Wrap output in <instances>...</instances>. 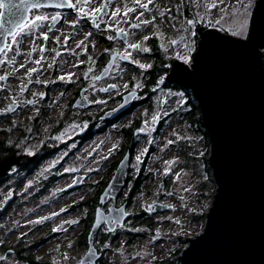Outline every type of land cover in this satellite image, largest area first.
Listing matches in <instances>:
<instances>
[{"label":"rangeland","instance_id":"374dc122","mask_svg":"<svg viewBox=\"0 0 264 264\" xmlns=\"http://www.w3.org/2000/svg\"><path fill=\"white\" fill-rule=\"evenodd\" d=\"M147 2L148 0H141V3ZM214 2L217 3V7L210 8L209 5ZM158 3H161V5L159 6ZM249 3L251 6L248 9L246 38L249 35L257 0H223L222 3L219 0H152L147 9L141 8L135 3V0H121L120 4H116L113 7L108 23L114 29L117 26H121L120 24H124L128 18H132L131 25L139 23V28L133 25L134 31L131 44H140L141 49H136L137 56L135 61L138 63H135L134 67H129L119 62L112 79L121 88H127L129 85H133L138 89L142 88L146 71L158 64L157 57L154 55L156 46H158L157 50L160 56L163 57V61L159 62L162 68L166 65L171 66L172 61L170 60L174 59L190 64L198 47L200 34L198 36L197 30L200 27H216L236 37L244 38L234 33L239 32V25L245 20L244 6ZM131 8H135V11H128L127 15H124L125 11ZM116 9H120V12L118 15L113 16L112 13ZM156 16H158L159 21H156L157 18L154 19ZM196 17L200 19L197 20L194 26L196 35L192 37L190 33L193 29L187 21ZM145 20L151 21V23L143 24L142 22ZM114 22L115 24H113ZM181 35L186 36L185 41L173 44L172 41H176ZM85 36L86 30L82 28L77 32L76 40L79 42L83 41ZM109 36L115 37L112 29L109 32ZM144 37L149 38L145 40ZM150 38H153V40ZM89 44L94 46L98 44L96 33L89 38ZM82 45L83 47L76 50L75 54H82L84 43ZM104 53L101 51L93 55L91 67L102 59ZM186 58L188 62H186ZM140 65H151V67L142 68ZM165 82H168L166 73L158 79L157 84L152 88L153 91L149 100L142 101L147 96L145 92L139 95V104L134 107V110L124 120L95 135L93 146H91L93 156L91 166L93 165L94 174L90 183L83 189L74 192L69 198L64 196L54 198L47 211L58 210L60 207H70L75 204V201L84 198L88 194L87 189H89V198L96 196L100 186L99 182L104 180L112 171L109 160L118 156L117 152L123 141L120 128L123 126L127 128L132 121L140 120L139 129L143 128L145 131H139L137 134L138 146L131 161V169L136 175L146 156H148L149 149L154 146L156 151L151 153L147 163L148 170L154 172L158 169L160 177L168 179L169 186L160 187L161 178L154 180L153 177H149L143 186V191L135 196L134 206L131 210V212H137L139 209L147 210L149 217L138 224H135V220L131 219L129 223L119 229V232L112 233L109 239H106L103 243H101V236L99 235L97 237V245L101 251H104V257L101 259L100 264H172L174 261L176 263L177 255L185 244V238L198 232L203 224V217L204 215L206 217V212L211 204L212 196L210 195L215 190L216 184L214 180L212 181V173L208 164L210 144L208 135L205 132L206 128L198 121L193 123L187 120L186 123L183 115L181 117L182 111L189 110L186 105V92L179 88L168 87ZM111 100V94L102 97L101 101L95 99L98 104L92 107V112L96 114L104 105L110 104ZM9 103L10 93L4 84L0 83V137L7 134L9 139L7 144L19 147L22 151L29 154L39 152L41 142L35 140L37 135L32 136L36 132L31 133L33 130L30 129V119L26 118L24 112L9 117ZM87 113L89 112H73L74 116L72 114V117H68L67 126L62 129L58 138L48 140L53 141L56 139L58 140L56 144L58 142L61 145L66 144L74 131H78L83 127L84 123L81 117ZM153 117H159V123H156V119L154 120ZM22 122L23 124L19 125ZM162 122L163 124L160 125ZM46 124L47 122L45 121L43 129L40 130L41 133L38 135L40 139L41 136H44L43 139L45 137L46 139L48 138L49 133ZM17 126H23L27 133H31L28 137L29 140L24 137L23 130L16 131ZM7 129L9 133H5ZM194 130L195 132H193ZM169 141H172V143H168ZM68 146L69 148L73 147L72 144H68ZM65 151L66 149H64ZM83 151H85V154H80L82 162L88 166L89 170V144L86 145ZM154 154L156 156L162 154V156L155 159L153 157ZM138 156L140 157L139 160H137ZM61 157H63L62 153L56 154L28 174L29 179L36 183L29 185L30 187L28 184L19 183V178L25 176L27 172L22 171L23 173H21L17 166L11 168L10 177L0 190L2 199L0 200V205L3 198L11 191L18 195L16 208L21 212L26 210L28 205H34L38 200L33 198L26 201L25 197L40 186V181L43 177L54 171L62 174L56 186L63 187V185L67 184L70 179L69 164L78 160V156L66 161L64 167H58L62 163L59 159ZM56 158L59 160L56 161ZM175 162L177 163L174 164ZM204 182L206 185L202 194L201 188ZM50 190L51 188L48 192ZM3 191L6 192L5 195H2ZM125 191L123 194H127ZM163 196L164 199L162 201L171 203V208L165 212L152 213L149 210V207L152 208V202ZM40 207H38V210ZM82 209L83 211L85 210L84 207ZM79 210L73 211L70 215L60 216L55 221L57 225H61V228L64 227L62 228L63 231H66L54 240L60 245L58 246L60 249L58 264H80L81 258L87 251L86 245L77 242L76 236L79 227L69 226L72 221H78L79 223V219L82 216ZM0 230H5V227ZM129 232L137 233L132 240L129 239ZM116 234L118 236L112 238ZM3 254V250L0 249V261Z\"/></svg>","mask_w":264,"mask_h":264},{"label":"flooded vegetation","instance_id":"af4514ba","mask_svg":"<svg viewBox=\"0 0 264 264\" xmlns=\"http://www.w3.org/2000/svg\"><path fill=\"white\" fill-rule=\"evenodd\" d=\"M9 2L17 6L21 4V0H9ZM34 2L39 3L38 0H26V5H30ZM43 2L49 4H41L43 6L39 8L29 7L28 11L23 13L22 23L28 24L31 27V31H29L28 28H25L23 32H20L19 28L14 29V32L19 33V35L16 36V42L13 43V37L9 35L6 43L9 47L0 55V77H5V79L0 80V83H3L7 91L10 93L9 108L11 110L8 115L11 117L24 112L26 118L31 121L30 129L33 130L31 133L36 132L35 134H32V136L37 135L35 136V140L41 142L39 145V152L34 154L28 153L33 156V160L30 163L27 165H13L12 168L14 166H17L18 169L21 167V171L27 172L25 173V176L19 178V183H25L28 184V186H31V184L36 183L29 179L28 174L31 173V169L35 165H38L39 167L45 162V160L60 153H62L63 157L59 158L62 163L58 167H64L65 162L69 159H73L75 156H78V160L70 162V179L67 184L63 185V187L59 185L56 186L62 177L61 173L54 171L43 177L40 181V186L25 197L26 201L33 198L38 200L34 205H28L26 210L21 212L16 208L18 195L14 191H11L3 198L0 205V229L5 227V230H0V249L3 250L4 254L0 264H4L6 261V264H58L60 258L58 257V254L60 253L58 246L60 245L54 240L59 238L58 236L64 234L66 231L62 230L64 227L61 228V225H57L55 222L57 218L63 215H70L73 211L80 209L79 211H81L82 216L79 219V223L77 221L76 223L69 224V226L73 225L72 227H79L76 236L77 242L88 246L87 243H83L85 242L84 235L86 232L87 235L89 233L94 221L96 207L101 205V207L108 212L109 207L115 200L116 206L118 207L126 204V210L129 217L123 224L118 225L114 231H110L107 223H104L100 227L99 232L95 235L96 247L103 253V256L99 259L100 264L101 259L104 257V251H101L97 245V237L99 235L101 236V243H103L106 239H109L112 233L119 232V229L129 223L131 219H134L135 224H138L142 223L145 218L149 217L147 210L139 209L137 212H131L134 206L133 203L135 196L143 191V186L149 177H153L154 180L161 178L159 182L160 187L169 186L168 179L160 177V171L158 169L154 172L148 170L147 163L151 157V153L156 151V147L154 146L149 149L148 156H146L136 175L133 173L131 169V161L133 160L135 150L138 146L137 134L139 133V127L134 128V136L132 139H128L125 135L126 126L120 128V130L122 129L121 134L123 136V141L117 152L118 156L109 160V165L112 168V171L104 180L99 182L100 186L98 187V190L100 187H103L104 189L113 176L119 161L129 151L130 166L128 176L126 177V184L116 199L111 198L104 203H100L99 197L103 189L99 194L97 193L96 196L91 198H89V189H87L86 191H88V194L84 198L75 201V204H72L70 207H60L58 210H51V212L47 211L54 198H57L58 196L69 198L74 192L83 189L90 183L94 174L93 165L91 166L93 158L91 146H93L95 135L101 133L99 130L108 126L112 127L116 123L124 120L140 101L138 100L139 95L145 92L147 96L146 98L144 97L143 101L149 100L152 91L145 90V83L140 89L133 85H129L127 88H121L120 85L115 83L112 79L113 73L119 62H122L123 65L134 67L137 50L129 48L128 45L131 44L132 41V34L134 31L133 25L140 24L133 23L131 25L132 18H128L124 24H120L121 26H117L115 29L112 26L109 27L111 24L108 23V20L111 11L116 4L118 5L121 3V0H107V7L105 8L106 13L102 14L101 12L93 17L83 15L76 9L70 7H57L56 5L61 4L62 0H43ZM104 2L105 0H89L88 4H84L83 0H80L79 3H77V0H72V3L77 4V8H84L85 13L99 7ZM63 4L67 5V0L63 1ZM158 5L160 6L161 3H158ZM2 10L3 8H0V12H2ZM12 11L16 12L17 9L13 8ZM57 12L60 13V16L53 21L51 16L55 15ZM35 16H47L49 18L42 22L36 21V26L32 27L31 21ZM13 19H19V17H13ZM154 19L159 21L158 16ZM97 24H99V28L96 27ZM113 24H115V22ZM82 28H85L86 35L88 33H91V35L84 40L82 54L77 55L75 54L76 50L83 47V45L76 40L77 32ZM117 28L124 30L127 40H123L118 36L119 34L116 31ZM206 28L207 27L202 29ZM111 29L114 31L116 39H108ZM200 29L201 27L197 30L198 36L200 34ZM95 33L97 35L98 44L94 46L93 44H89V38ZM45 35L47 36V39H45ZM150 39L153 40V38ZM185 39V35L179 36L176 39V44L183 43ZM154 40L157 41L156 38H154ZM77 45L80 46L77 47ZM157 47L158 46L154 48V55L157 57V61L161 62L163 57L160 56ZM101 51L105 52L102 59L97 61L96 64L91 67L93 55L96 53L98 54ZM125 52L131 53V56L129 57L132 59L131 61H125L122 59V55H118V53L124 54ZM113 54H116V57L110 72L105 77L97 79L101 71L107 66V63ZM157 55H159L161 59ZM70 59H72L77 65L76 67L78 71L75 77H73L74 75L72 73H62ZM174 60H172V63ZM36 61H40V63H36ZM47 61L50 62L48 72L45 71V64ZM21 65H24V67H21ZM29 69H37V71H33L29 74ZM168 72L169 71L166 72V75ZM60 77H64V79H60ZM169 84H174V82H169ZM113 85H115V87H113ZM22 88L24 89L23 91L21 90ZM107 88H110V90H107ZM134 89L139 91V95L136 97L130 108L123 111L114 119H101L102 114L107 109L117 106L122 101L123 95ZM41 93L43 95H41ZM110 94L112 95L110 104L104 105L102 109L96 112V114L93 113L92 107L98 104L95 99L101 101L102 97ZM83 95L89 100L90 106L81 107L75 105L76 100ZM28 101H34V103L29 104ZM62 111H64V113H62ZM78 111H87L89 113L81 117V120L84 123L83 127L78 131L73 130L74 133L68 138L69 141L66 144L61 145L59 142L56 144L58 141L56 139L53 141L48 140L51 138H58L62 129L67 126V122L69 121L68 117L71 116L73 112ZM72 116H74V114ZM45 121L47 122L46 128L49 135L47 139L46 137L43 139L44 136H41L40 139V136L38 135L41 133L40 130L43 129ZM22 124L23 122L19 123V125ZM162 124L163 122L160 125ZM16 128V131L23 130L24 137L29 140L28 137L31 134L30 132L27 133V131L23 129V126H17ZM95 129H98V131L94 135ZM193 132H195V130ZM6 133H9L8 129ZM2 138L5 139L7 146H12L7 144L9 141L7 134ZM132 143L135 144L133 149H131ZM68 144H72L73 147L71 146L69 148ZM87 144H89V170L88 166L82 162L83 160L80 155L85 154V151L82 152V150ZM64 149H66L65 152ZM14 152L27 153L22 151L19 147H16ZM160 156H162V154L158 156L154 154L153 157L156 159ZM39 159H41L40 162H38ZM59 159L56 158V161ZM176 163L177 162L174 164ZM10 170L5 176L0 177V190L10 177ZM80 176L83 177L81 184L69 189L68 187L71 186V184L76 181L77 177ZM137 178L138 180L140 178L142 181L141 191H139V189L137 191L133 188L134 181ZM50 188L51 190L48 192ZM124 191L127 192V194H123ZM5 193L6 192L3 191L2 195H5ZM163 199L164 196L158 197V200L152 202V213L165 212L171 208V203L163 202ZM0 200H2L1 197ZM6 201H8V203L4 207ZM157 202L168 205V208L166 210H154V203ZM38 207H40L39 210ZM83 207L85 208L84 211L82 209ZM44 217H48V219H42ZM129 234V239L132 240L137 233L129 232ZM139 234L142 235L140 232ZM117 236L118 235L116 234L112 238ZM85 238L87 242V236Z\"/></svg>","mask_w":264,"mask_h":264},{"label":"water","instance_id":"95a60500","mask_svg":"<svg viewBox=\"0 0 264 264\" xmlns=\"http://www.w3.org/2000/svg\"><path fill=\"white\" fill-rule=\"evenodd\" d=\"M4 3L10 2L4 0ZM2 13L0 47L7 43L9 36L6 34L8 8L4 7ZM105 13L104 10L102 14ZM118 36L127 40L125 34ZM263 48L264 0H257L247 38L236 37L216 27L201 28L190 64L175 59L166 75L168 82L176 81L190 88L200 104L210 141L208 162L216 184L204 226L185 238L175 264H264ZM115 57L116 54L111 56L99 78L110 72ZM122 59L132 60L123 56ZM138 95L136 89L126 92L122 101L107 109L101 119H114L130 108ZM75 105L87 107L90 102L83 95ZM159 120L157 117L156 123ZM32 160V155L17 152L1 158L0 177L13 165H27ZM129 166L128 151L102 190L100 203L118 197L126 184ZM82 178L77 177L68 188L80 185ZM167 208L168 205L154 203V210ZM128 217L126 204L118 207L114 200L108 212L98 205L87 235V251L80 264H99L103 253L96 247L95 235L104 223L114 231Z\"/></svg>","mask_w":264,"mask_h":264},{"label":"snow or ice","instance_id":"6c2138e0","mask_svg":"<svg viewBox=\"0 0 264 264\" xmlns=\"http://www.w3.org/2000/svg\"><path fill=\"white\" fill-rule=\"evenodd\" d=\"M80 0H77V3H79ZM219 2H223V0H219ZM83 3L84 4H88L89 3V0H83ZM135 3L137 5H139L141 8H144V9H147L148 8V5L150 3H152V0H148L147 3H141V0H135ZM43 5L39 4V3H32L30 5H26V0H21V4L19 6L15 5V4H5L4 3V0H0V8H4V7H7L8 8V14H9V20H8V29L6 30V34L8 35H11L13 37V43L16 42V36L19 35L18 32H14L13 30L16 29V28H19L20 32H23L25 30V28H28L29 31H31V27L28 25V24H23V13L24 12H27L28 11V8H39V7H42ZM57 7H63L64 4H59V5H56ZM67 6L70 7V8H73V9H76L79 13L83 14V15H86L88 17H93V16H96L97 14L103 12L105 10V8L107 7V0H105L104 3H102L99 7L97 8H94L92 9V11L90 12H87L85 13L84 11V8H77V4H74L72 3V0H67ZM250 3L248 5H245L244 6V16H245V20L239 25V32L238 33H234V34H239L241 36H243L244 38H246V30H247V24H248V21H247V17H248V9L250 8ZM210 8H215L217 7V3H211L209 5ZM13 8H16L17 11L16 12H13L12 9ZM128 11H135V8H131V9H127V11H125L124 15H127V12ZM120 12V9H116L115 12L112 13L113 16H116L118 15ZM4 15V13L0 12V17H2ZM141 15H143V13H141ZM161 15H163V13H161ZM60 16V13L57 12L55 15H52L51 16V19L53 21H55L58 17ZM13 17H19V19H13ZM49 17L47 16H35V18L31 21V26L34 27L36 26V21H44V20H47ZM200 19L199 17H196L195 19H192V20H188L187 23L192 27V31H191V36L192 37H195L196 33H195V30H194V26L197 22V20ZM143 24H150L151 21H148V20H145L142 22ZM0 27H2V25H0ZM97 28H99V24L96 25ZM109 27H111V25H109ZM135 27H140V25H136ZM117 33L120 34V35H124V30L123 29H120V28H117L116 29ZM91 33H88L86 36H85V39L88 38V36H90ZM149 37H144L145 40H147ZM45 39H47V36L45 35ZM108 39L112 40V39H115V37L113 36H108ZM84 41H80V44H83ZM173 44L176 43V41H172ZM194 43V41H193ZM80 45H77V47H79ZM9 47L8 44H4L2 47H0V52H4L5 49H7ZM129 48H132V49H141V45L140 44H129L128 45ZM107 51V50H106ZM118 55H122L123 58H129L131 56V53L130 52H125L124 54H119ZM186 62H188L187 58H186ZM36 63H40V61H36ZM134 63H138L136 61H134ZM21 67H24V65H21ZM140 67L144 68V67H151V65H140ZM29 74L33 71H37V69H29ZM5 79V77H0V80H3ZM60 79H64V77H60ZM97 79H99V77H97ZM31 82V81H30ZM113 87H115V85H113ZM22 91L24 90L23 88L21 89ZM106 90V89H105ZM41 95H43L41 93ZM29 104H32L34 103V101H28ZM11 110V109H10ZM153 119L155 120L156 117H153ZM140 132H144L145 129L141 128L139 129ZM168 143H172V141H169ZM140 157L138 156L137 157V160H139ZM177 178H179V176H177ZM149 210L151 211V207H149ZM63 211V210H62ZM55 215V214H54ZM42 219H48V217H44ZM72 223H76V221H72ZM92 255H94V253H92Z\"/></svg>","mask_w":264,"mask_h":264},{"label":"trees","instance_id":"16d2710c","mask_svg":"<svg viewBox=\"0 0 264 264\" xmlns=\"http://www.w3.org/2000/svg\"><path fill=\"white\" fill-rule=\"evenodd\" d=\"M158 57H159V55H157ZM160 58V57H159ZM161 59V58H160ZM162 61H163V59H162ZM166 61V60H165ZM170 61H172V60H170ZM162 65H160V63L158 62V64L156 65V66H154L153 68H151V69H148L147 71H146V77H145V85H144V87H145V90H148V91H153L152 90V88L157 84V82H158V79L160 78V77H162L167 71H169V68H170V66H168V65H166L165 67H163L162 69ZM165 85H167L168 87H175V88H179V89H181V90H183L184 92H186V97H187V103H186V105L189 107V110H184V111H182L181 112V117H182V115H183V117L186 119V123H187V120H189V121H191V122H193V123H197V121L198 122H200V123H202L203 125H204V127L206 128V126H205V124H204V122H203V118H202V116H201V107H200V104H199V102H198V100H197V98H196V96L194 95V93H193V91L190 89V88H185V87H183L182 85H179V83L178 82H174V84H169L168 82H165ZM151 94V93H150ZM143 101V100H142ZM140 102V101H139ZM139 102L136 104V105H138L139 104ZM135 105V106H136ZM117 119V118H116ZM141 125V122H140V120H136V121H133L132 123H130L129 125H128V127L125 129V135L128 137V139H132V137L134 136V128L135 127H139ZM111 126H108V127H106V128H101L100 130H99V132H103V131H105L106 129H109ZM122 130V129H121ZM97 131H98V129H95L94 130V135L97 133ZM205 132H206V134L208 135V132H207V130H205ZM6 133V132H5ZM208 138H209V136H208ZM209 144H210V141H209ZM134 143H132V147H131V149H133L134 148ZM15 148H16V146H7L6 145V141H5V139L4 138H2V137H0V159L1 158H3L4 156H6V155H9V154H11L12 152H14V150H15ZM152 152V151H151ZM41 161V159H39L38 160V162H40ZM37 162V163H38ZM208 164H209V162H208ZM38 167V165H35L31 170L33 171L35 168H37ZM210 167V166H209ZM211 169V168H210ZM21 173H23L21 170H22V168L20 167L19 169H18ZM31 171V172H32ZM211 173H212V171H211ZM23 177V176H22ZM212 179V178H211ZM212 181H213V179H212ZM214 184V183H213ZM49 185V184H48ZM205 185H206V183L204 182L203 184H202V190H201V193L203 194L204 192V188H205ZM134 189H136L137 191H138V189H139V191H141V188H142V181H141V179L139 178V180H138V178L134 181V187H133ZM103 189V187L101 188L100 187V189L98 190V194H99V192H101V190ZM214 191L215 190H213L212 192L214 193ZM213 193H211V195L210 196H212V194ZM201 194V195H202ZM211 199H212V197H211ZM202 217V216H201ZM204 221H203V224H202V226H201V228L204 226V223H205V215H204ZM200 228V229H201ZM199 229V230H200ZM198 230V231H199ZM194 234V233H193ZM87 236V232L85 233V235H84V241L85 242H83V243H87L86 242V237ZM167 264V263H166ZM172 264H175V261L174 262H172Z\"/></svg>","mask_w":264,"mask_h":264},{"label":"built area","instance_id":"2783aa9c","mask_svg":"<svg viewBox=\"0 0 264 264\" xmlns=\"http://www.w3.org/2000/svg\"><path fill=\"white\" fill-rule=\"evenodd\" d=\"M85 40V38H84ZM83 40V41H84ZM46 67H45V71H49V68H50V62L47 61V63L45 64ZM77 65L75 64V62L72 61V59L69 60V62L66 64V67L64 68V70L62 71L63 74H70L72 73L75 77V75L77 74Z\"/></svg>","mask_w":264,"mask_h":264}]
</instances>
